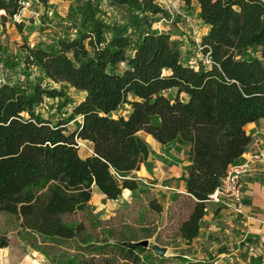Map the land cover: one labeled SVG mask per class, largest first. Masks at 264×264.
I'll use <instances>...</instances> for the list:
<instances>
[{"label":"trees","instance_id":"1","mask_svg":"<svg viewBox=\"0 0 264 264\" xmlns=\"http://www.w3.org/2000/svg\"><path fill=\"white\" fill-rule=\"evenodd\" d=\"M23 1L0 0L1 22L19 14ZM181 1H194L208 27L195 67L154 28L166 16L156 0H107L126 13L123 22L109 23L87 0L70 12L72 38L21 47L25 72L35 67L48 83L84 93L66 119L36 112L44 99H62V89L40 80L0 83V215L17 223L20 239L51 264H171L177 258L139 244L151 233L137 238L102 224L90 204L94 191L109 201L125 190L147 193L134 176L152 167L140 133L162 146L184 145L180 181L190 209L177 232L190 242L199 235L204 200L251 143L245 127L264 120V0ZM78 140L89 143V156L80 157ZM149 206L162 214L156 200ZM9 243L0 226V250Z\"/></svg>","mask_w":264,"mask_h":264},{"label":"rangeland","instance_id":"2","mask_svg":"<svg viewBox=\"0 0 264 264\" xmlns=\"http://www.w3.org/2000/svg\"><path fill=\"white\" fill-rule=\"evenodd\" d=\"M25 1L30 2V7L20 12L17 21L11 18L2 23L0 20V59L3 63L4 60H8L13 64H7L4 67L3 63L0 62V83L16 80H25V82L40 80L44 87L52 86L56 89H62L64 92L62 99H44L36 107V112L53 122L66 119L73 106L84 98V93L68 85L48 83L35 67L25 72L22 66L21 47L24 43L30 47L38 45L50 47L55 45L58 39L63 36L67 37L68 35L72 38L75 35L76 28L71 27L73 25L69 19L71 17L70 12L76 4H83L87 0ZM88 1L93 5L98 4L102 19L107 23L114 18L121 20L126 14L124 10H116L110 7L107 0H99V3H97L98 0ZM156 2L162 7L166 16H159L154 28L169 34L171 40L179 48L182 61L195 67L196 62L202 59L199 43L204 32V24L195 15L192 7L195 2L192 1L187 6L181 0H172L173 8L171 10L173 12L171 15L163 8L162 1L156 0ZM14 23L19 24L20 27L15 26ZM75 120L66 125L68 132L76 130L80 118ZM139 136H144V133H140ZM78 142L80 141L78 140ZM77 146L80 157L83 158L86 154H89V147L86 143ZM149 147L152 151L151 170L147 171L143 168V172L138 175L151 184L150 186L144 184L147 193L126 191L125 195L122 194L119 203H111L102 198L95 190L90 204L94 213L103 222L102 224L107 222V225L113 227L117 232L128 229V234L131 233L137 238L143 237L142 232L151 233L150 237L144 240H148L149 246L158 245L165 248L166 255L164 257L169 256V252H192L195 245L185 244L177 232L179 222L186 218L189 212L190 200L186 195L165 189L168 186L172 188L179 186V172L182 173V170H185V167L182 166V153L185 147L178 142L167 146H159L153 143V146ZM134 176L137 177V175ZM172 193L175 197L171 201ZM152 200H156L162 205L163 212L161 215L155 214L150 209L149 202ZM230 215L234 216L235 214L230 212ZM0 226L2 230L8 233L10 238L9 246L0 250V264H51L44 255L34 252L20 239L17 223H14L13 220L11 221L6 216L0 215ZM216 233L221 232L216 231ZM212 238L210 240L214 245L213 240L217 239ZM201 242L196 247V249H199L198 252H208L212 243ZM227 248L230 247H223L222 251Z\"/></svg>","mask_w":264,"mask_h":264},{"label":"crops","instance_id":"3","mask_svg":"<svg viewBox=\"0 0 264 264\" xmlns=\"http://www.w3.org/2000/svg\"><path fill=\"white\" fill-rule=\"evenodd\" d=\"M192 7L195 15L198 17V5L193 3ZM207 31L208 27L204 25L202 36H204ZM245 130L247 134L251 136V143L247 151L242 155L241 159H239V163L249 160L253 154L264 149V120L248 124ZM141 137L151 147L153 143L162 146L150 135L144 133V136ZM86 144L90 150L89 143ZM89 155L90 152L83 158ZM182 155V166L185 167L187 165L185 151H183ZM142 170H144L143 167L139 172H135L134 175H137V177L135 176L137 179L140 178L146 181V179L138 176L143 172ZM184 173L185 170H182V173L179 172V178H181ZM178 182V187L172 188L168 186L165 187V189L186 195L183 190L182 181L178 180ZM242 184L244 191L243 216H232L230 212L218 206H210L209 211L205 213L201 222L198 237L190 242L183 241L190 246L195 245V248L192 252H169L170 254L166 258H177L171 262V264H264V165L254 163L251 172L242 178ZM126 191L127 190L123 191L122 194L125 195ZM100 196L104 198L103 195ZM173 197H175V195L172 193L170 197L171 201ZM106 201L113 203V201ZM216 231L221 233L217 234ZM211 237L217 239L213 240L214 245L211 242L212 240H210ZM201 241L204 243H212V245L209 246L208 252H198L199 249H196V247L202 243ZM228 246L230 248L222 251L223 247Z\"/></svg>","mask_w":264,"mask_h":264},{"label":"built area","instance_id":"4","mask_svg":"<svg viewBox=\"0 0 264 264\" xmlns=\"http://www.w3.org/2000/svg\"><path fill=\"white\" fill-rule=\"evenodd\" d=\"M161 1L164 5L163 8L166 9V11H168V13L171 15V13L173 12L171 10V8H173L172 0H160V2ZM22 5V10L28 9L30 7V2L24 0ZM19 14L13 16V19L15 21H17V18L20 17ZM77 144L81 145L82 143L77 142ZM88 151L91 153V150L88 149ZM254 163L264 165V149L253 154L250 159L246 160L245 162L229 166L225 177L221 181V184L204 200L205 213L209 211L210 206L214 205L222 208L223 210H227L235 215L243 216L242 209L244 191L242 178L251 172ZM138 180L145 185H151L147 181L142 180L140 178ZM120 201L121 197L114 200L113 202L119 203Z\"/></svg>","mask_w":264,"mask_h":264},{"label":"water","instance_id":"5","mask_svg":"<svg viewBox=\"0 0 264 264\" xmlns=\"http://www.w3.org/2000/svg\"><path fill=\"white\" fill-rule=\"evenodd\" d=\"M139 244L144 248H148V246H149L148 240H142L139 242ZM152 248L159 257H164L166 255V249L165 248H162L158 245H153Z\"/></svg>","mask_w":264,"mask_h":264}]
</instances>
